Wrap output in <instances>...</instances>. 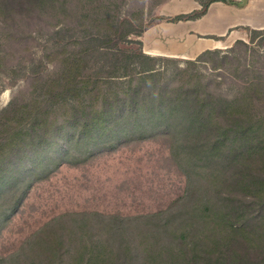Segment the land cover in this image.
Returning <instances> with one entry per match:
<instances>
[{"label": "rangeland", "instance_id": "1", "mask_svg": "<svg viewBox=\"0 0 264 264\" xmlns=\"http://www.w3.org/2000/svg\"><path fill=\"white\" fill-rule=\"evenodd\" d=\"M171 1L49 0L46 6L30 3L23 10L0 11V122L12 100L19 106L28 103L32 113L52 128L51 136L58 131L64 141L47 150L48 159L39 162L42 169L31 177L18 209L0 220V255L16 252L64 213L133 217L166 210L185 194L187 180L171 156L168 135L138 133L116 141L108 133L102 140L96 133L85 137L81 123L77 133L68 125L74 112L79 118L85 111L92 116L105 98L123 95L140 71L150 67L141 56L140 34L178 16ZM215 1L222 0L203 2ZM246 32L248 37L239 43L223 39L220 48L195 64L191 61L197 58L156 57L158 81L167 88L202 83L231 101L246 94L252 115L264 117V32L255 36ZM66 82L72 85L70 90L49 95V89H60ZM24 135L0 129V145L21 141ZM67 149L77 154L64 160ZM7 150L8 145L2 151ZM32 164L24 162L26 178ZM255 222V239L249 245L244 237L242 252L264 264V218ZM134 231L136 236L143 234L141 227ZM60 257L63 264H84L70 252L61 251Z\"/></svg>", "mask_w": 264, "mask_h": 264}, {"label": "trees", "instance_id": "2", "mask_svg": "<svg viewBox=\"0 0 264 264\" xmlns=\"http://www.w3.org/2000/svg\"><path fill=\"white\" fill-rule=\"evenodd\" d=\"M48 1L0 0V11L23 10L30 3L46 6ZM210 2L201 1L202 10L167 20L199 19ZM248 31L254 36L264 32ZM214 51H205L191 63ZM141 56L150 67L140 71L139 79L123 95L105 98L92 116L85 111L79 118L74 112L68 125L77 133L81 123L85 137L96 133L102 140L108 133L116 141L138 133L168 135L171 156L187 180L185 194L166 210L133 217L64 213L27 238L16 252L0 255V264H63L61 251L84 264H260L259 258L242 252V241L246 237L245 244L253 243L255 219L264 218V117L252 115L246 94L231 101L202 83L164 87L157 79L156 57L143 51ZM71 88L66 82L60 89H49V95L59 96ZM31 106L12 100L1 113L0 129L25 135L21 141L0 145V220L9 219L18 209L31 177L42 169L39 162L48 159L47 150L64 142L58 131L51 136L52 128L32 113ZM76 154L67 149L63 159ZM27 161L33 162L28 178ZM136 227L142 228V235L136 236Z\"/></svg>", "mask_w": 264, "mask_h": 264}, {"label": "crops", "instance_id": "3", "mask_svg": "<svg viewBox=\"0 0 264 264\" xmlns=\"http://www.w3.org/2000/svg\"><path fill=\"white\" fill-rule=\"evenodd\" d=\"M201 1L172 0L174 15L200 10ZM248 29L264 30V0L215 1L201 18L156 23L145 30L140 41L143 52L152 57L195 59L205 51L220 48L227 37L228 41L245 40Z\"/></svg>", "mask_w": 264, "mask_h": 264}, {"label": "water", "instance_id": "4", "mask_svg": "<svg viewBox=\"0 0 264 264\" xmlns=\"http://www.w3.org/2000/svg\"><path fill=\"white\" fill-rule=\"evenodd\" d=\"M244 3H246L247 2V0H242Z\"/></svg>", "mask_w": 264, "mask_h": 264}]
</instances>
